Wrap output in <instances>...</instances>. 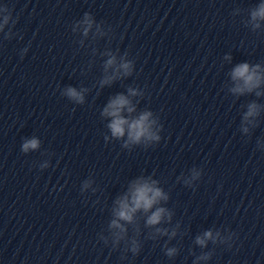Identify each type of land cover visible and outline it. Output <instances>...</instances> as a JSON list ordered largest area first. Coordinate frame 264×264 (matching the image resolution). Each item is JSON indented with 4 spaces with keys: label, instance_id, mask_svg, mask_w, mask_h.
<instances>
[{
    "label": "clouds",
    "instance_id": "9594fccd",
    "mask_svg": "<svg viewBox=\"0 0 264 264\" xmlns=\"http://www.w3.org/2000/svg\"><path fill=\"white\" fill-rule=\"evenodd\" d=\"M0 13H7L0 18V32H2L11 21L13 24L16 20L13 18L12 11L6 5H0ZM260 21H264V0L251 11L250 22L252 23L253 30L260 28ZM83 23L86 25L83 34L88 35L89 29L92 27V18L88 13H85ZM231 59L230 56L225 57ZM116 63L115 56H111L105 64V69L112 67ZM133 70V62L130 60H122L119 64L116 72L122 71L125 76L131 75ZM115 76H106L101 81V86L110 84ZM231 78L234 82V86L230 89L233 94L243 95L245 93L255 92L256 96L259 97L264 95L258 89L264 85V68L260 64L250 65L249 63H240L234 67L231 72ZM83 91H78L75 88L69 87L65 91V95L71 100L78 104L84 103ZM129 95L136 96L138 93L135 89L129 88ZM260 105L256 102H251L247 105V112L244 114V121L250 123L251 119L259 115ZM127 111L129 117H126L123 113ZM135 111V107L132 105L129 98L123 94H118L106 105L103 109L102 115L104 117H110L111 122L107 127L111 131V135L115 138H123L127 133V140L124 146L127 147L129 144H140L142 141L147 142H158L160 136L152 130V126L156 124V120L150 119L153 116L151 111L142 112L137 118H130L131 114ZM244 132L248 129L245 127ZM107 139V138H106ZM40 141L38 138L33 137L26 139L21 146V151L27 153L29 150L38 149ZM199 173H194L193 178H198ZM155 180H137L132 184L127 195L116 201L117 207L113 209L115 219L111 221L110 227L113 229H119V233H116L117 242L122 239L123 233L127 230L121 221L128 224L134 222V217L137 212H143L147 215L146 226L155 227L162 223L165 217L171 220V213L164 207L158 206L161 201H167L168 195L157 186ZM154 209V210H153ZM156 233L160 235H168L167 229L156 227ZM175 231L172 232V236H175ZM219 232L213 235L212 231H205L202 236L196 237V244L201 247L207 245V241L212 240L216 242L219 237ZM223 242V241H222ZM131 251L133 254L139 252V244L133 239L131 241ZM177 249L168 248L166 255L172 257L176 254ZM210 254H205L198 259H209Z\"/></svg>",
    "mask_w": 264,
    "mask_h": 264
}]
</instances>
